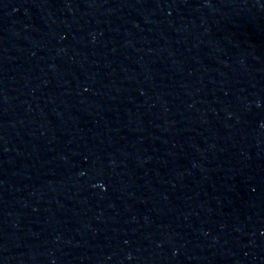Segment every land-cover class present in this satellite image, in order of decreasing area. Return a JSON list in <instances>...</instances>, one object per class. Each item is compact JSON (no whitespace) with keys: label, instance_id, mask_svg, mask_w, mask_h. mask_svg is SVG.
Segmentation results:
<instances>
[{"label":"water","instance_id":"obj_1","mask_svg":"<svg viewBox=\"0 0 264 264\" xmlns=\"http://www.w3.org/2000/svg\"><path fill=\"white\" fill-rule=\"evenodd\" d=\"M0 264H264V0H0Z\"/></svg>","mask_w":264,"mask_h":264}]
</instances>
